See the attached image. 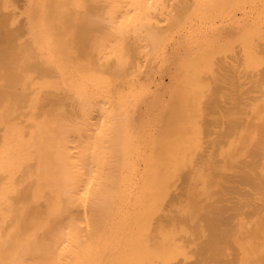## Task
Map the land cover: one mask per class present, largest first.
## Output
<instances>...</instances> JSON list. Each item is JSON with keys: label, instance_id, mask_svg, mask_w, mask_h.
Segmentation results:
<instances>
[{"label": "bare ground", "instance_id": "bare-ground-1", "mask_svg": "<svg viewBox=\"0 0 264 264\" xmlns=\"http://www.w3.org/2000/svg\"><path fill=\"white\" fill-rule=\"evenodd\" d=\"M0 264H264V0H0Z\"/></svg>", "mask_w": 264, "mask_h": 264}, {"label": "rangeland", "instance_id": "rangeland-1", "mask_svg": "<svg viewBox=\"0 0 264 264\" xmlns=\"http://www.w3.org/2000/svg\"><path fill=\"white\" fill-rule=\"evenodd\" d=\"M166 79V78H165ZM166 82V81H165Z\"/></svg>", "mask_w": 264, "mask_h": 264}]
</instances>
